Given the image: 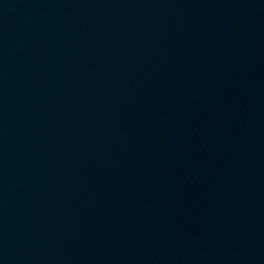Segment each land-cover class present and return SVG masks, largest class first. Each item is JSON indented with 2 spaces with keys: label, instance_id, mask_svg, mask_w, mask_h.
Wrapping results in <instances>:
<instances>
[{
  "label": "water",
  "instance_id": "water-1",
  "mask_svg": "<svg viewBox=\"0 0 264 264\" xmlns=\"http://www.w3.org/2000/svg\"><path fill=\"white\" fill-rule=\"evenodd\" d=\"M0 264H264V0H0Z\"/></svg>",
  "mask_w": 264,
  "mask_h": 264
}]
</instances>
